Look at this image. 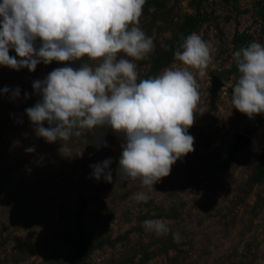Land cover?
<instances>
[{
    "label": "rangeland",
    "instance_id": "374dc122",
    "mask_svg": "<svg viewBox=\"0 0 264 264\" xmlns=\"http://www.w3.org/2000/svg\"><path fill=\"white\" fill-rule=\"evenodd\" d=\"M139 26L155 44L135 61L141 79L181 66L174 53L192 33L212 46L208 74L197 77L195 150L148 192L116 177L123 137L110 128L55 143L35 134L25 113L40 99L32 82L64 64L0 66V89H20L15 100L0 94V264H264V114L250 119L231 103L233 53L264 45V0H147ZM109 158L113 182L91 177L90 165ZM140 191L148 203L135 201ZM147 219L171 232H146Z\"/></svg>",
    "mask_w": 264,
    "mask_h": 264
},
{
    "label": "clouds",
    "instance_id": "9594fccd",
    "mask_svg": "<svg viewBox=\"0 0 264 264\" xmlns=\"http://www.w3.org/2000/svg\"><path fill=\"white\" fill-rule=\"evenodd\" d=\"M146 2L0 0V66L34 72L41 63L64 64L32 82L40 99L25 113L35 134L55 143L85 130L110 128L123 137L116 177L138 180L151 192L177 160L195 150L189 129L200 101L197 77L207 76L213 57L212 46L192 33L174 53L181 66L141 79L135 61L155 49L153 38L139 26ZM232 59L239 73L232 86L233 108L250 119L264 114V45L253 41ZM9 93L11 100L20 97L19 87L0 89V94ZM101 144L107 147L97 140V148ZM112 162L90 165L91 177L112 183ZM133 198L146 204L150 196L140 191ZM142 227L158 237L171 232L164 219L144 220ZM172 237L176 243L182 239L178 231Z\"/></svg>",
    "mask_w": 264,
    "mask_h": 264
},
{
    "label": "water",
    "instance_id": "95a60500",
    "mask_svg": "<svg viewBox=\"0 0 264 264\" xmlns=\"http://www.w3.org/2000/svg\"><path fill=\"white\" fill-rule=\"evenodd\" d=\"M218 84H219L218 79L216 77H214L213 81H212V87H213L212 88V92L216 91V88H217Z\"/></svg>",
    "mask_w": 264,
    "mask_h": 264
}]
</instances>
